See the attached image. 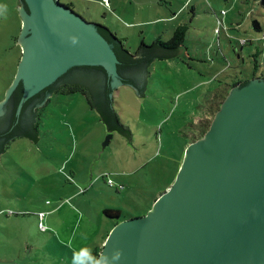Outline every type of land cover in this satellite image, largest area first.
<instances>
[{"label":"rangeland","instance_id":"obj_1","mask_svg":"<svg viewBox=\"0 0 264 264\" xmlns=\"http://www.w3.org/2000/svg\"><path fill=\"white\" fill-rule=\"evenodd\" d=\"M19 4L0 0V103L22 54ZM61 4L108 28L132 53L142 43H165L186 26L181 49L188 58H155L142 98L129 85L115 88L114 109L131 132L129 143L108 132L86 96L75 93L54 95L40 110L37 145L16 137L5 146L0 264H94V253L117 221L105 211L129 220L146 215L173 185L203 120H213L231 86L252 77L255 64L259 78L264 75V0Z\"/></svg>","mask_w":264,"mask_h":264},{"label":"water","instance_id":"obj_2","mask_svg":"<svg viewBox=\"0 0 264 264\" xmlns=\"http://www.w3.org/2000/svg\"><path fill=\"white\" fill-rule=\"evenodd\" d=\"M20 3L22 58L0 103V154L16 137L38 144L33 110L63 84L83 86L107 129L129 143L114 123L113 89L127 84L142 98L153 59L187 55L141 46L129 56L59 0ZM97 264H264V78L229 92L173 185L146 215L112 229Z\"/></svg>","mask_w":264,"mask_h":264},{"label":"trees","instance_id":"obj_3","mask_svg":"<svg viewBox=\"0 0 264 264\" xmlns=\"http://www.w3.org/2000/svg\"><path fill=\"white\" fill-rule=\"evenodd\" d=\"M66 6H70L71 8L73 6H71L70 4H66ZM97 26L99 28H101L103 31H105L108 36L123 50L124 53H126L127 55L129 56H133L135 57L137 55V52L135 53H132L128 50V48L125 46V41L120 39L116 34H114L112 31H110L108 28L102 26V25H98ZM254 27L255 29L257 30H261V26L258 22L254 21ZM186 33H187V27L186 26H180V27H177L174 31V34L172 36V38L167 41V42H162L161 40H158L156 42H154L150 47H147L144 43L141 44V46L143 47H146V48H154V47H160V48H164V49H180L183 44H184V40H185V36H186ZM154 60V59H153ZM152 60V61H153ZM151 61V62H152ZM150 62V63H151ZM255 72H257V67H258V64H255ZM15 74V73H14ZM14 77V75H13ZM261 78H264V75H261ZM249 82H245L243 85L245 84H248ZM124 85H127V84H124ZM116 89H113L112 91V94H111V101H110V107H111V110L114 114V123L116 125V127H118L119 129L123 130V131H127L129 132V135L131 136V132L130 130L125 126L123 125V123L121 122L116 110L114 109V99H113V94L115 92ZM75 93H81L82 95L86 96L87 98V101H88V104L90 105V107L95 110L94 108V105H93V101H92V98H91V95L90 93L83 87V86H78V85H72V84H63L61 85L58 90L52 94L48 99V104L49 102L51 101V97L54 96V95H71V94H75ZM228 96V94L222 99V101H220L219 103V107H218V110L220 109V106L221 104L223 103V101L226 99V97ZM48 104H46L43 108H40V109H37L35 110V113H34V117H35V122H34V131H35V134L37 136V138L39 139V129H38V125H39V121L41 120V112L40 110H44ZM217 110V111H218ZM96 111V110H95ZM100 118V121L103 123L101 117L99 116ZM204 122V120H203ZM202 122V125L200 127V132H199V136L196 140H199L201 138H203L205 136V134L208 132L209 128H210V125L212 123V121H207L206 123ZM104 124V123H103ZM105 125V124H104ZM106 126V125H105ZM107 128V127H106ZM108 130V129H107ZM108 132H116V131H110L108 130ZM7 146V145H6ZM4 150H5V147H4ZM180 169V168H179ZM174 183V182H173ZM165 192V191H164ZM163 192V193H164ZM162 193V194H163ZM161 194V195H162ZM160 195V196H161ZM158 199V198H157ZM156 199V200H157ZM155 200V201H156ZM152 206L149 208V210H151ZM148 210V211H149ZM105 213L109 216V217H112L114 219H116V223L113 225V228L120 222L122 221H125V220H129V219H125L123 218L122 219V216H121V213L120 212H115V211H110V210H106ZM112 228V229H113ZM112 229L107 233V235L105 236L104 238V242L107 240L110 232L112 231ZM101 250H102V247H100L95 253H94V257H95V262L94 264H97L98 262V259H99V256H100V253H101Z\"/></svg>","mask_w":264,"mask_h":264},{"label":"flooded vegetation","instance_id":"obj_4","mask_svg":"<svg viewBox=\"0 0 264 264\" xmlns=\"http://www.w3.org/2000/svg\"><path fill=\"white\" fill-rule=\"evenodd\" d=\"M60 2H62V0H59ZM19 2H20V0H19ZM64 5H66V4H64ZM70 7V6H69ZM19 8H21V3L19 4ZM73 8V7H72ZM74 9V8H73ZM72 9V10H73ZM74 11V10H73ZM77 14V13H76ZM79 15V14H78ZM21 33H22V29H21V31H20ZM20 33V34H21ZM21 36V35H20ZM18 40H20V38L18 39ZM21 48H22V45H21ZM22 51V50H21ZM21 58H22V54H21ZM21 58H20V61H21ZM257 78H259V76L257 75V72H254L253 73V75H252V77H250L249 79H242V80H239V81H237L236 83H234L232 86H231V88H230V91L233 89V88H235L236 86H241V85H243L245 82H250L251 80H253V79H257ZM48 100H50V99H47L46 100V102L44 103V104H42L41 106H38V107H36L34 110H33V114L35 113V110H37V109H40V108H43L46 104H48Z\"/></svg>","mask_w":264,"mask_h":264},{"label":"clouds","instance_id":"obj_5","mask_svg":"<svg viewBox=\"0 0 264 264\" xmlns=\"http://www.w3.org/2000/svg\"><path fill=\"white\" fill-rule=\"evenodd\" d=\"M120 255V253H116L114 258L118 260L120 258Z\"/></svg>","mask_w":264,"mask_h":264},{"label":"crops","instance_id":"obj_6","mask_svg":"<svg viewBox=\"0 0 264 264\" xmlns=\"http://www.w3.org/2000/svg\"><path fill=\"white\" fill-rule=\"evenodd\" d=\"M111 3V2H110ZM179 167H180V165H179ZM179 167H178V169H179ZM113 228V226L108 230V232L111 230ZM103 242H104V240L102 241V244H101V247H102V245H103ZM105 243V242H104ZM103 248V247H102Z\"/></svg>","mask_w":264,"mask_h":264},{"label":"built area","instance_id":"obj_7","mask_svg":"<svg viewBox=\"0 0 264 264\" xmlns=\"http://www.w3.org/2000/svg\"><path fill=\"white\" fill-rule=\"evenodd\" d=\"M109 185H110V186H112V185H113V183H112L110 180H109Z\"/></svg>","mask_w":264,"mask_h":264}]
</instances>
